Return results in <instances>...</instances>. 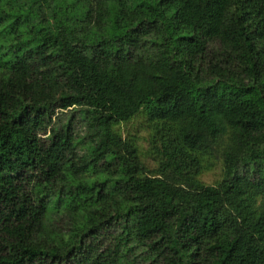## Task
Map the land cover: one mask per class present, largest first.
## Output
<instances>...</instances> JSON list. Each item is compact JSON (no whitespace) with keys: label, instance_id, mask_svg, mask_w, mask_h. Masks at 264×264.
<instances>
[{"label":"trees","instance_id":"obj_1","mask_svg":"<svg viewBox=\"0 0 264 264\" xmlns=\"http://www.w3.org/2000/svg\"><path fill=\"white\" fill-rule=\"evenodd\" d=\"M0 264H264V0H0Z\"/></svg>","mask_w":264,"mask_h":264},{"label":"rangeland","instance_id":"obj_2","mask_svg":"<svg viewBox=\"0 0 264 264\" xmlns=\"http://www.w3.org/2000/svg\"><path fill=\"white\" fill-rule=\"evenodd\" d=\"M147 118L141 110L132 119L125 123H119L115 129L123 136L135 141L139 146L142 159L146 165L153 168L154 162L149 158L146 151L148 148V125ZM223 164L218 157H210L205 160V168L200 172L198 178L206 184H214L221 178Z\"/></svg>","mask_w":264,"mask_h":264}]
</instances>
